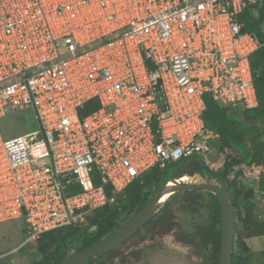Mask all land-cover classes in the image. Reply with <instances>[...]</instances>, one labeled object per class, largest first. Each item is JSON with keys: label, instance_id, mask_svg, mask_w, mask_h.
Returning <instances> with one entry per match:
<instances>
[{"label": "built area", "instance_id": "built-area-1", "mask_svg": "<svg viewBox=\"0 0 264 264\" xmlns=\"http://www.w3.org/2000/svg\"><path fill=\"white\" fill-rule=\"evenodd\" d=\"M257 7L264 0H0V116L32 108L39 123L0 133V222L24 219L31 243L152 168L205 163L219 135L205 97L257 104L249 56L260 42L238 18Z\"/></svg>", "mask_w": 264, "mask_h": 264}, {"label": "rangeland", "instance_id": "rangeland-1", "mask_svg": "<svg viewBox=\"0 0 264 264\" xmlns=\"http://www.w3.org/2000/svg\"><path fill=\"white\" fill-rule=\"evenodd\" d=\"M262 29L264 31V24ZM241 118L244 116L241 115ZM243 120L245 124L249 123V120ZM38 128L39 123L32 108L14 109L0 116V133L4 139ZM245 135H248L247 132ZM199 159L202 160V158ZM232 159L238 160L239 163H232ZM226 161L230 163L228 176L233 186L231 187L232 193L229 191L230 195H235L234 188H242L244 185L251 187L258 184L260 168L251 162L250 156L245 157L239 145L212 149L206 157L205 164L222 176ZM181 164V161H177L158 170L160 181L168 177ZM204 180L218 183L215 179L206 176L184 178L187 182ZM237 199L239 203L246 202L238 197ZM254 201L257 216V212L260 211L258 196ZM89 215L90 213L86 214L84 219L78 223L84 225L88 231H92L94 226L87 225ZM245 219L244 213L234 215L235 234L233 236L245 241L252 252L264 250V235L249 236L250 231ZM212 221H214L213 199L207 192L196 190L185 194L181 192L171 194L149 221H146L123 243L82 264H145L148 262L212 264L211 244L209 242L206 247L203 243V239L207 237L206 228ZM218 227L220 229V223ZM27 230L28 224L22 218L0 222V264H37V261L41 259V254L31 246L35 241L24 244ZM80 244L77 240L70 241L62 252L69 256L77 251Z\"/></svg>", "mask_w": 264, "mask_h": 264}, {"label": "trees", "instance_id": "trees-1", "mask_svg": "<svg viewBox=\"0 0 264 264\" xmlns=\"http://www.w3.org/2000/svg\"><path fill=\"white\" fill-rule=\"evenodd\" d=\"M256 10V16L248 14V11L245 10L239 14L238 18L243 21L242 31L253 32L260 42V46L249 56L257 104L254 107L245 109L240 106L225 105L206 96L207 108L202 117L205 125L214 129L219 134L218 138L214 141V148L224 149L226 146L239 145L245 157L250 156L251 162L256 166H260L264 165V31L262 29V25L264 24V7H257ZM96 107V101L88 102L80 110V114H86ZM241 115L244 118H241ZM243 119L249 120V123L245 124ZM259 124H261L262 129H260L261 127L259 128ZM245 132L248 135H245ZM231 162L239 163L235 159H232ZM203 165L204 170L202 173L204 176L213 178L218 183L225 185L227 191H231L232 193L231 187L233 186H231V180H229L228 176L229 162L226 161L222 176L210 169L204 161ZM158 170L157 168H152L146 171L141 177L129 184L123 193L118 195L115 202L106 204L90 212L87 225L94 226V230L88 231L81 223L73 222L41 234L35 243L31 245L33 249L41 254V259L37 261V264H57L65 259L67 255L62 250L70 241L77 240V242H80L81 244L77 248L79 250L111 234L123 221L155 194L158 186L163 182L160 181ZM258 186L260 189H264V169L261 170ZM251 187L254 186L252 185ZM238 188H234L235 195L231 194L233 214L244 213L246 215L245 222L250 231L249 236L258 237L264 235V220H260L256 216L257 208L254 199H249L243 203H239L237 199L238 197L241 200L243 193L250 187L244 185L242 188ZM187 192L192 191H181L183 194ZM205 192L213 199L214 221L206 228L207 237L203 239V243L207 247V244L210 242L212 264H218L220 248V229L218 227L220 223L219 203L212 193ZM177 193L179 192L173 194ZM108 251L89 257L83 262L93 260L95 257ZM254 258H256L258 263L264 264V250L252 252L245 241L238 240L233 236L231 264H254ZM145 264L155 263L148 262Z\"/></svg>", "mask_w": 264, "mask_h": 264}, {"label": "water", "instance_id": "water-1", "mask_svg": "<svg viewBox=\"0 0 264 264\" xmlns=\"http://www.w3.org/2000/svg\"><path fill=\"white\" fill-rule=\"evenodd\" d=\"M203 167V162L199 159H192L179 165L158 186L155 194L131 214L116 230L93 244L75 251L57 264H80L89 257L115 248L133 235L171 194L199 189L212 193L219 203L220 248L218 264H231L234 214L232 198L226 186L210 180L200 182L178 181L182 177L193 176L196 172L204 176L202 173ZM254 197L255 189L250 187L243 193L241 199L242 201H247L254 199ZM254 264L260 263L255 261Z\"/></svg>", "mask_w": 264, "mask_h": 264}, {"label": "flooded vegetation", "instance_id": "flooded-vegetation-1", "mask_svg": "<svg viewBox=\"0 0 264 264\" xmlns=\"http://www.w3.org/2000/svg\"><path fill=\"white\" fill-rule=\"evenodd\" d=\"M256 197V196H255ZM255 197H254V200H255ZM256 261V260H255Z\"/></svg>", "mask_w": 264, "mask_h": 264}, {"label": "bare ground", "instance_id": "bare-ground-1", "mask_svg": "<svg viewBox=\"0 0 264 264\" xmlns=\"http://www.w3.org/2000/svg\"><path fill=\"white\" fill-rule=\"evenodd\" d=\"M194 178V177H193ZM190 181V180H189ZM194 181V180H193Z\"/></svg>", "mask_w": 264, "mask_h": 264}, {"label": "crops", "instance_id": "crops-1", "mask_svg": "<svg viewBox=\"0 0 264 264\" xmlns=\"http://www.w3.org/2000/svg\"><path fill=\"white\" fill-rule=\"evenodd\" d=\"M193 176H195V175H193ZM254 188V187H253Z\"/></svg>", "mask_w": 264, "mask_h": 264}]
</instances>
